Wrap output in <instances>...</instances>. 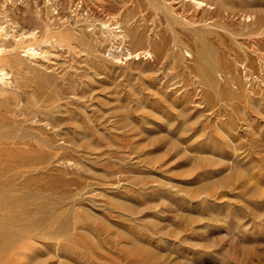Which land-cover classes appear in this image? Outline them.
Segmentation results:
<instances>
[{"label": "rangeland", "instance_id": "rangeland-1", "mask_svg": "<svg viewBox=\"0 0 264 264\" xmlns=\"http://www.w3.org/2000/svg\"><path fill=\"white\" fill-rule=\"evenodd\" d=\"M80 1L0 0V264H264V0Z\"/></svg>", "mask_w": 264, "mask_h": 264}, {"label": "bare ground", "instance_id": "bare-ground-1", "mask_svg": "<svg viewBox=\"0 0 264 264\" xmlns=\"http://www.w3.org/2000/svg\"><path fill=\"white\" fill-rule=\"evenodd\" d=\"M78 1H79V0H78ZM81 1H82V0H81ZM81 1H80V2H81ZM52 2H53V0H52ZM72 2H73V1H72ZM85 2H86V1H85ZM54 3H55V2H54ZM71 5H72V4H71ZM79 5H81V4H79ZM32 6H33V5H32ZM56 6H57V5H56ZM60 6H61V5H60ZM175 7H176V6H175ZM78 8H79V7H78ZM81 8H82V7H81ZM32 9H33V8H32ZM32 9H31V10H32ZM61 9H62V8H61ZM85 9H86V7H85ZM174 9H176V8H174ZM70 10H71V9H70ZM70 10H69V11H70ZM67 11H68V10H67ZM67 11H65V12H67ZM69 11H68V12H69ZM41 12H42V11H41ZM59 12H60V11H59ZM68 12H67V13H68ZM47 13H48V12H47ZM60 13H62V12H60ZM63 13H64V12H63ZM70 13H71V12H70ZM92 13H94V12H92ZM58 14H59V13H58ZM68 14H69V13H68ZM74 14H75V13H74ZM74 14H73V15H74ZM70 15H71V14H70ZM36 16H37V15H36ZM39 16H40V15H39ZM42 16H43V15H42ZM56 16H57V14H56ZM66 16H67V15H66ZM40 17H41V16H40ZM63 17H64V16H63ZM77 17H78V16H77ZM41 19H43V18H41ZM68 19H69V18H68ZM70 19H71V18H70ZM72 19H73V18H72ZM78 19H79V18H78ZM78 19H77V20H78ZM80 19H81V18H80ZM38 20H39V18H38ZM43 20H45V19H43ZM61 21H62V20H61ZM39 22H40V20H39ZM39 22H38V23H39ZM41 22H42V21H41ZM70 22H74V21H70ZM12 23H13V22H12ZM42 23H44V21H43ZM64 23H65V22H64ZM66 23H67V21H66ZM81 23H82V22H81ZM23 24H24V23H23ZM23 24H22V25H23ZM39 24H40V23H39ZM46 24H48V23L46 22ZM48 25H49V24H48ZM70 25H72V24L70 23ZM76 25H77V24H76ZM102 25H103V24H102ZM102 25H101V26H102ZM19 26H20V25H19ZM23 26H24V25H23ZM25 26H26V25H25ZM39 26H40V25H39ZM73 26H74V25H73ZM78 26H79V25H78ZM3 27H4V26H3ZM44 27H45V26H44ZM76 27H77V26H76ZM18 28H19V27H18ZM3 29H4V28H3ZM5 29H6V28H5ZM100 29H102V28H100ZM103 29H104V28H103ZM7 30H8V29H7ZM20 30H21V29H20ZM26 30H27V29H26ZM30 30H31V29H30ZM38 30H39V29H38ZM65 30H67V28H66ZM121 30H122V29H121ZM124 31H125V29H124ZM124 31H123V33H124ZM37 32H38V31H37ZM48 32H49V31H48ZM48 32H47V34H48ZM53 32H54V31H53ZM58 32H59V31H58ZM117 32H118V31H117ZM121 32H122V31H121ZM10 33H11V32H10ZM14 33H15V32H14ZM16 33H18V32H16ZM114 33H115V32H114ZM6 34H8V33H6ZM6 34H5V35H6ZM31 34H32V33H31ZM47 34H46V35H47ZM51 34H52V33H51ZM59 34L61 35V32H60ZM65 34H66V33H65ZM75 34H76V33H75ZM115 34H116V33H115ZM119 34H120V33H119ZM121 34H122V33H121ZM10 35H11V34H10ZM24 35H25V34H24ZM26 35H27V34H26ZM55 35H56V33H55ZM99 35H100V34H99ZM12 36H13V35H12ZM19 36H20V35H19ZM34 36H35V35H34ZM39 36H40V35H39ZM49 36H50V35H49ZM49 36H48V37H49ZM123 36H124V34H123ZM7 37H8V36H7ZM31 37H32V36H31ZM31 37H30V38H31ZM36 37H37V36H36ZM36 37H35V38H36ZM56 37H57V35H56ZM117 37H118V36H117ZM46 38H47V37H46ZM101 38H103V36H102ZM17 39H18V36H17ZM50 39H51V38H50ZM120 39H121V38H120ZM21 40H23V39L21 38ZM61 40H62V39H61ZM67 40H68V39H67ZM100 40H101V39H100ZM102 40H103V39H102ZM105 40H106V39H104V41H105ZM0 41H1V40H0ZM2 41H3V40H2ZM26 41H27V40H26ZM45 41H47V39H46ZM48 41H49V38H48ZM48 41H47V42H48ZM51 41L56 42L55 40H52V39H51ZM58 41H59V40H58ZM21 42H22V41H21ZM49 43H51V42H49ZM102 43H103V42H102ZM56 44H57V43H56ZM28 45H29V44H28ZM53 45H54V44H53ZM53 45H52V46H53ZM58 45H59V44H58ZM58 45H57V46H58ZM1 46H2V45H1ZM3 46H4V45H3ZM22 46H24V44H23ZM60 46H61V45H60ZM5 47H6V46H5ZM1 48H2V47H1ZM7 48H8V47H7ZM20 48H21V47H20ZM29 48H30V47H29ZM31 48H32V47H31ZM18 49H19V48H18ZM47 49H48V48H47ZM33 50H34V48H33ZM16 51H17V50H16ZM16 51H15V52H16ZM19 51H20V49H19ZM46 51H47V50H46ZM24 52H25V51H24ZM29 52H32V51H29ZM29 52H28V53H29ZM5 53H6V52H5ZM26 53H27V52H26ZM33 54H34V53H33ZM39 54H40V53H39ZM42 54H43V53H42ZM52 54H53V53H52ZM52 54H51V57H52ZM129 54H130V53H129ZM7 55H8V54H7ZM23 55H24V54H23ZM23 55H22V56H23ZM35 55H37V54H36V51H35ZM53 55H54V54H53ZM56 55H57V54H56ZM56 55H55V56H56ZM130 55H131V54H130ZM135 55H136V54H135ZM11 57H12V56H11ZM46 57H49V56H46ZM46 57H45V60H46ZM42 58H43V56H42ZM8 59H9V58H8ZM43 59H44V58H43ZM49 59H50V58H49ZM40 60H41V59H40ZM47 64H48V63H47ZM0 67H1V66H0ZM7 74H8V73H7ZM6 77H7V76H6ZM2 79H3V78H2ZM3 80H4V79H3ZM5 80H6V79H5Z\"/></svg>", "mask_w": 264, "mask_h": 264}]
</instances>
